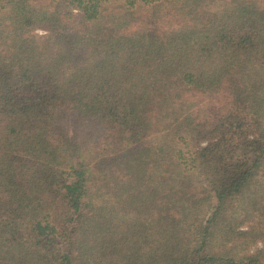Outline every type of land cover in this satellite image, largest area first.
I'll use <instances>...</instances> for the list:
<instances>
[{
    "label": "trees",
    "instance_id": "1",
    "mask_svg": "<svg viewBox=\"0 0 264 264\" xmlns=\"http://www.w3.org/2000/svg\"><path fill=\"white\" fill-rule=\"evenodd\" d=\"M0 264H264V0H0Z\"/></svg>",
    "mask_w": 264,
    "mask_h": 264
},
{
    "label": "rangeland",
    "instance_id": "2",
    "mask_svg": "<svg viewBox=\"0 0 264 264\" xmlns=\"http://www.w3.org/2000/svg\"><path fill=\"white\" fill-rule=\"evenodd\" d=\"M75 13L77 14V15H79V13H78V11H75ZM38 34L39 35H45L46 34V32H44V31H42V30H39L38 31ZM244 230H246V228H244ZM262 243H258V244H255V245H253L251 248H250V252L252 251H256L257 249H260V248H262Z\"/></svg>",
    "mask_w": 264,
    "mask_h": 264
}]
</instances>
